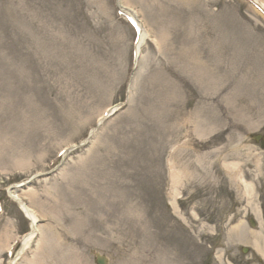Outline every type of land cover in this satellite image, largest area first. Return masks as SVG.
I'll use <instances>...</instances> for the list:
<instances>
[{"label": "rangeland", "instance_id": "obj_1", "mask_svg": "<svg viewBox=\"0 0 264 264\" xmlns=\"http://www.w3.org/2000/svg\"><path fill=\"white\" fill-rule=\"evenodd\" d=\"M121 3L136 69L117 0H0V264H264V15Z\"/></svg>", "mask_w": 264, "mask_h": 264}, {"label": "bare ground", "instance_id": "obj_2", "mask_svg": "<svg viewBox=\"0 0 264 264\" xmlns=\"http://www.w3.org/2000/svg\"><path fill=\"white\" fill-rule=\"evenodd\" d=\"M257 1H259L260 2V0H257ZM261 3V2H260ZM118 4H119V7H121V8H124V9H130L129 7H127V6H125V5H123L122 3H121V0H118ZM262 5H263V7H264V4L263 3H261ZM131 10V9H130ZM133 11V10H132ZM131 11V12H132ZM130 12V11H129ZM131 14H135L134 13V11H133V13H131ZM136 22H137V25H138V36H139V38H138V42H137V44H136V53L137 52H140L141 51V45H142V43H143V41H144V38L146 37V35H147V31H146V29H145V27H144V25H143V23L142 22H139V21H137L136 20V18L135 17H132ZM110 111H112V109H110L109 110V112ZM225 165V167H229V169H231V171H233L232 172V177H235L234 179H235V181H236V179L239 177V175H238V171H237V167H238V165L237 164H228V163H225L224 164ZM241 181H243V184H244V186L247 188L248 186L250 187V185L247 183V181H245V180H243V178L241 177ZM248 187V188H249ZM247 188V189H248ZM251 188V187H250ZM247 192H249L248 190H247ZM9 193H10V195L13 197V198H16L17 200H20L21 198H20V195L16 192V191H9ZM20 208H21V210L25 213V216L26 217H28L29 218V221H30V227H31V230H30V232H28L26 235H24L23 237H22V247H21V249L19 250V252H18V254H17V257H20L23 253H24V251H25V249L28 247V245L30 244V242L33 240V238L35 237V235H36V233L38 232V229H39V226H38V216H37V214H36V211L31 207V206H29L28 204H25V203H23L21 200H20ZM239 228V227H238ZM255 238H257V235H253ZM9 245H10V243H9ZM8 245V246H9ZM255 245L258 247V249L260 250V252H262V254L264 255V248H261V247H259L260 245L259 244H257V243H255ZM8 246H7V248H8ZM17 260V258L16 259H13L12 261H11V264H15V261ZM29 263L30 264H36V263H38L37 261H36V259H35V257H34V259L33 260H31V262L29 261Z\"/></svg>", "mask_w": 264, "mask_h": 264}, {"label": "water", "instance_id": "obj_3", "mask_svg": "<svg viewBox=\"0 0 264 264\" xmlns=\"http://www.w3.org/2000/svg\"><path fill=\"white\" fill-rule=\"evenodd\" d=\"M244 251H246V249ZM95 256L99 264H108V258L106 256L101 255L98 252H95Z\"/></svg>", "mask_w": 264, "mask_h": 264}]
</instances>
